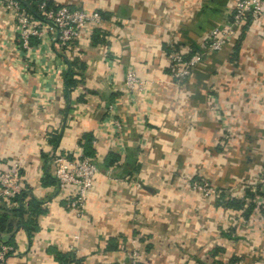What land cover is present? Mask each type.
Listing matches in <instances>:
<instances>
[{
  "label": "crops",
  "instance_id": "1",
  "mask_svg": "<svg viewBox=\"0 0 264 264\" xmlns=\"http://www.w3.org/2000/svg\"><path fill=\"white\" fill-rule=\"evenodd\" d=\"M49 1L100 12L104 40L92 46L81 38L62 54L48 31L20 50L17 18L0 0V162L19 163L21 220L35 225L28 235L8 216L6 264H57L56 254L126 264L132 249L140 264H264V193L255 212L241 185L264 172V12L178 83L171 49L197 52L236 0ZM130 65L147 84L127 107ZM67 71L76 83L66 91ZM109 105L120 132L107 126ZM77 146L98 168L82 218L65 210L49 163L53 148ZM108 153L117 160L104 167ZM193 179L221 193L202 196L190 189ZM31 199L42 213L26 214Z\"/></svg>",
  "mask_w": 264,
  "mask_h": 264
},
{
  "label": "built area",
  "instance_id": "2",
  "mask_svg": "<svg viewBox=\"0 0 264 264\" xmlns=\"http://www.w3.org/2000/svg\"><path fill=\"white\" fill-rule=\"evenodd\" d=\"M1 2L7 9L12 10L17 18L16 30L19 41L17 48L20 50L29 49L30 38L41 41L45 33L51 31L55 34L54 47L56 50L62 54H70L75 51L76 42L81 38L90 39L94 29L101 30L102 15L95 10L70 9L65 5L47 7L44 2H40L36 5L39 18H34L21 8L16 0H1ZM263 12L264 0H236L229 20L223 25L210 29L204 35L197 52L184 54L172 48L168 54V62L174 80L179 83L186 79L197 62L209 54L222 50L223 46L235 35L236 30L244 27L248 21L258 19ZM146 84L138 76L133 65L128 66L122 90V97L127 107L134 102L132 94L143 92ZM106 112L108 128L112 132H120L123 124L116 116L113 106L109 105ZM49 163L55 191L63 199L65 210L82 218L86 195L92 189L94 177L98 173L96 164L83 154L81 146L65 153L53 148ZM122 181H130V178L126 176ZM241 185L251 192L249 201L254 206V211L257 212L263 205L260 190L264 186V172L242 181ZM189 187L202 196L218 197L221 193L204 180L193 179ZM133 188L134 190L140 188L139 183L133 182ZM20 191L19 163L15 161L2 165L0 162V199L7 202ZM11 251V246L4 245L0 241V264H6L5 257ZM126 258V264H140L139 253L136 249L128 251Z\"/></svg>",
  "mask_w": 264,
  "mask_h": 264
},
{
  "label": "trees",
  "instance_id": "3",
  "mask_svg": "<svg viewBox=\"0 0 264 264\" xmlns=\"http://www.w3.org/2000/svg\"><path fill=\"white\" fill-rule=\"evenodd\" d=\"M19 5L21 6V8H23L27 13H29L30 15H32L34 18H39V15L37 13L36 10V5L40 2H44L45 5L47 7H53V5L51 4V2L49 0H16ZM104 40V35L102 33V31L100 29H94L90 38V44L93 46H96L97 44L101 43ZM64 90L67 91V89H71L73 88L74 84L76 83V81L73 79V73L71 71H67L64 74ZM56 136H52L50 138V144L52 147L56 146ZM89 148L86 147V154L87 155H91V152H89ZM85 154V153H84ZM117 157L114 156V154L112 155V153H108L107 155V160L102 164L104 167L109 166L110 164H112V162L116 161ZM135 170H133L134 172ZM46 180H49L50 177H45ZM51 182V180H50ZM54 184V179L53 182H51ZM45 184V183H44ZM25 196V193L23 191H20L19 194L14 195L12 197V199L14 201H16L17 203V207L15 208H6L5 202H3V200L0 199V202L4 203V205L0 206V241L2 244L10 246V241L9 238L8 239H2L1 235L3 233H9L11 230V223H8V220L10 217H8L9 215L11 216V218L13 217H17L18 221L15 227H22L26 230L27 234L29 235L31 231H33L35 229V225H33L31 223L32 219L30 218L28 221L22 222L21 217L23 212V206H22V198ZM232 206H236V204L232 203ZM26 214L29 216L31 215H37L42 213V209L40 208V203L34 199H31L28 203H26ZM55 260L57 262V264H79L78 260L73 259V258H68L67 255H55Z\"/></svg>",
  "mask_w": 264,
  "mask_h": 264
},
{
  "label": "water",
  "instance_id": "4",
  "mask_svg": "<svg viewBox=\"0 0 264 264\" xmlns=\"http://www.w3.org/2000/svg\"><path fill=\"white\" fill-rule=\"evenodd\" d=\"M261 192L264 193V186L261 188Z\"/></svg>",
  "mask_w": 264,
  "mask_h": 264
}]
</instances>
